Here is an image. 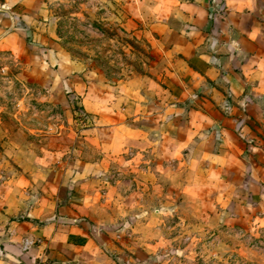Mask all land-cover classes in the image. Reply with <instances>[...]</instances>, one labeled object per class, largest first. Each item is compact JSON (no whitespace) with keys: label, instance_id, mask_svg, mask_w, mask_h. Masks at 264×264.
<instances>
[{"label":"rangeland","instance_id":"1","mask_svg":"<svg viewBox=\"0 0 264 264\" xmlns=\"http://www.w3.org/2000/svg\"><path fill=\"white\" fill-rule=\"evenodd\" d=\"M47 1L37 21L44 44L0 46V185L19 180L34 201L92 161L96 187L125 199L102 229L117 264H264V199L197 174L195 162L148 173L153 154L132 155L149 145L136 134L148 140L155 127L146 108L123 113L126 101L168 102L176 92L158 17L120 0Z\"/></svg>","mask_w":264,"mask_h":264},{"label":"crops","instance_id":"2","mask_svg":"<svg viewBox=\"0 0 264 264\" xmlns=\"http://www.w3.org/2000/svg\"><path fill=\"white\" fill-rule=\"evenodd\" d=\"M120 1L158 17V40L171 63L168 72L176 90L168 102L124 100L123 113L146 108V118L155 127L148 140L145 132L136 134L149 145L142 142L132 155L153 154L148 173L151 168L171 171L176 160L195 162L197 174L218 175L227 188H246L262 201L264 0ZM47 2L0 0V46L11 40L14 47L25 49L30 38L44 44L47 38L37 21L45 15ZM83 88L86 100L93 90ZM156 106L160 115L153 113ZM120 142L125 144L126 138ZM104 155L103 166L111 157ZM82 165L85 171L76 170L66 181L52 180L46 185L51 193L34 201L19 193V180L0 185V264H117L109 253L111 235L102 229L104 221L115 220L116 204L125 199L118 202L96 187L98 163ZM25 241L32 243L27 250Z\"/></svg>","mask_w":264,"mask_h":264},{"label":"built area","instance_id":"3","mask_svg":"<svg viewBox=\"0 0 264 264\" xmlns=\"http://www.w3.org/2000/svg\"><path fill=\"white\" fill-rule=\"evenodd\" d=\"M31 244H32L31 242H29V241H25V242H24V245H23V249H24V250H27L28 247H29Z\"/></svg>","mask_w":264,"mask_h":264}]
</instances>
